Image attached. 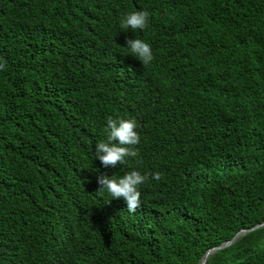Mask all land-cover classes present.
<instances>
[{
    "label": "trees",
    "instance_id": "1",
    "mask_svg": "<svg viewBox=\"0 0 264 264\" xmlns=\"http://www.w3.org/2000/svg\"><path fill=\"white\" fill-rule=\"evenodd\" d=\"M0 63V264H201L264 221V0H0ZM109 117L140 134L115 168ZM132 170L135 213L97 183ZM206 264H264V226Z\"/></svg>",
    "mask_w": 264,
    "mask_h": 264
},
{
    "label": "clouds",
    "instance_id": "2",
    "mask_svg": "<svg viewBox=\"0 0 264 264\" xmlns=\"http://www.w3.org/2000/svg\"><path fill=\"white\" fill-rule=\"evenodd\" d=\"M150 13L146 10L135 11L126 15L121 20L123 30H143L149 25ZM127 47L130 53L142 61L143 66L149 65L154 54L151 45L141 39H128ZM0 70H6V64L0 63ZM137 122L135 119H107L105 131L108 133L107 142L99 141L95 145L96 157L101 161L104 167L115 168L118 164L127 163L128 157H137L139 152L132 147L140 143V134L138 133ZM149 178V174H141L140 171L132 170L116 178L115 175L109 177L100 175L97 183L100 185L98 192L107 191L112 199L123 198L126 202L129 212L135 213L142 205L141 191L139 187ZM151 178L160 181L161 173L151 174ZM109 201V203L111 202Z\"/></svg>",
    "mask_w": 264,
    "mask_h": 264
},
{
    "label": "water",
    "instance_id": "3",
    "mask_svg": "<svg viewBox=\"0 0 264 264\" xmlns=\"http://www.w3.org/2000/svg\"><path fill=\"white\" fill-rule=\"evenodd\" d=\"M262 226H264V221L261 222V223H259V224H257V225H255V226H253V227H250V228H247V229H241L240 231H238V232L235 234V236H234L231 240H228V241L223 242L222 244H220V245H218V246H214V247L208 249V250L206 251V253L203 255V258H202L201 264H206V262H207V258H208V256H209V254L215 252L217 249L223 248V247H225V246H227V245L233 243V242H234L239 236H241V235H243V234H245V233H247V232H249V231H252V230L258 229V228H260V227H262Z\"/></svg>",
    "mask_w": 264,
    "mask_h": 264
}]
</instances>
